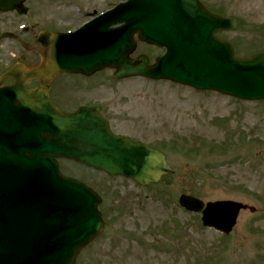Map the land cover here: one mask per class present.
I'll use <instances>...</instances> for the list:
<instances>
[{"label":"rangeland","instance_id":"1","mask_svg":"<svg viewBox=\"0 0 264 264\" xmlns=\"http://www.w3.org/2000/svg\"><path fill=\"white\" fill-rule=\"evenodd\" d=\"M202 1L239 21L237 29L221 34L239 56L264 51V0ZM105 3L95 0L96 6ZM140 49L151 59L161 53L146 44ZM35 56L24 58L39 59ZM15 61L0 55V72ZM52 89L69 110L77 102H105L103 113L115 121L116 132L162 148L171 166L159 184L141 186L61 160L65 174L100 193L109 223L77 264H264V101L245 102L139 77L114 80L112 70L88 77L61 74ZM181 193L204 202L233 199L256 211L241 210L226 236L203 227L199 214L181 209Z\"/></svg>","mask_w":264,"mask_h":264},{"label":"water","instance_id":"2","mask_svg":"<svg viewBox=\"0 0 264 264\" xmlns=\"http://www.w3.org/2000/svg\"><path fill=\"white\" fill-rule=\"evenodd\" d=\"M139 2L144 4L142 11ZM157 2L132 0L112 13L113 22L120 21V17L126 22L122 39H127L116 44L123 48L120 52L106 57V66L118 68L115 77L168 78L243 99H264V54L251 61L237 59L228 42L215 38L220 48L217 50L208 39L216 31L234 27L231 20L206 17L204 13H211L198 0H167L164 5ZM172 7H182L184 15L173 18ZM197 11L202 13L192 14ZM136 15H142V21L139 18L136 23L128 17ZM139 23L143 29L136 27ZM166 25L176 32L169 47L166 33H158ZM136 31L144 41L167 47V54L155 66L148 65L146 56H141L137 65L129 58L134 50L131 36ZM71 37L58 36L55 45L60 48L50 44L40 67L26 71L18 65L0 77V83L7 76L16 79L10 86L0 88V264H74L79 250L100 233L99 213L100 226L96 223L100 198L85 185L60 174L57 157L72 158L111 176L124 175L142 184L158 181L168 170L160 152L114 135L98 110L80 108L67 114L52 103L48 83L55 74L62 71L89 74L96 70L79 65L78 54L70 52ZM204 38L212 50L216 49V54L204 52ZM181 51L190 57L192 78L167 70ZM88 58L84 59L86 63L97 65V61L90 62ZM29 78L40 79V87L27 90ZM40 187H47L46 195L34 194L35 191L40 194ZM179 203L192 211H200L204 206L201 200L185 194L180 196ZM54 208L65 210L63 224L73 229L66 233L55 219ZM240 208L246 206L208 203L202 221L229 233ZM87 232L92 234L81 241Z\"/></svg>","mask_w":264,"mask_h":264},{"label":"flooded vegetation","instance_id":"3","mask_svg":"<svg viewBox=\"0 0 264 264\" xmlns=\"http://www.w3.org/2000/svg\"><path fill=\"white\" fill-rule=\"evenodd\" d=\"M0 5L13 7L0 10V55L20 56L19 61L26 63L36 61L24 57L39 55L27 46L37 42L43 31L77 29L99 12L95 0H0Z\"/></svg>","mask_w":264,"mask_h":264}]
</instances>
